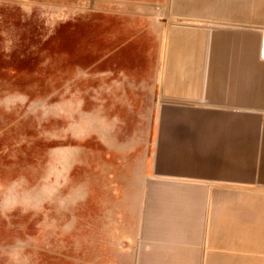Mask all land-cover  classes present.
Wrapping results in <instances>:
<instances>
[{
  "label": "rangeland",
  "instance_id": "374dc122",
  "mask_svg": "<svg viewBox=\"0 0 264 264\" xmlns=\"http://www.w3.org/2000/svg\"><path fill=\"white\" fill-rule=\"evenodd\" d=\"M227 1L0 0V264H131L100 204L149 175L162 84L222 55Z\"/></svg>",
  "mask_w": 264,
  "mask_h": 264
},
{
  "label": "crops",
  "instance_id": "0c3cea01",
  "mask_svg": "<svg viewBox=\"0 0 264 264\" xmlns=\"http://www.w3.org/2000/svg\"><path fill=\"white\" fill-rule=\"evenodd\" d=\"M226 3L241 16L204 38L227 42L222 60L195 50L162 84L149 175L100 204L99 244L131 264H264V0Z\"/></svg>",
  "mask_w": 264,
  "mask_h": 264
}]
</instances>
